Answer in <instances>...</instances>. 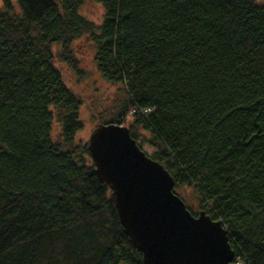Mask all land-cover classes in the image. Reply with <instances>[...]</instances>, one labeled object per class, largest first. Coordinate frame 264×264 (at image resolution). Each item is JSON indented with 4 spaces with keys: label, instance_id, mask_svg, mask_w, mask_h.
<instances>
[{
    "label": "trees",
    "instance_id": "1",
    "mask_svg": "<svg viewBox=\"0 0 264 264\" xmlns=\"http://www.w3.org/2000/svg\"><path fill=\"white\" fill-rule=\"evenodd\" d=\"M94 1L100 25L84 0L0 8V264H144L77 139L82 98L56 64L80 73L83 36L125 87L131 136L222 220L233 264H264V0Z\"/></svg>",
    "mask_w": 264,
    "mask_h": 264
},
{
    "label": "water",
    "instance_id": "2",
    "mask_svg": "<svg viewBox=\"0 0 264 264\" xmlns=\"http://www.w3.org/2000/svg\"><path fill=\"white\" fill-rule=\"evenodd\" d=\"M87 148L144 264H233L222 220L203 209L193 214L174 190L170 171L138 145L128 126L98 122Z\"/></svg>",
    "mask_w": 264,
    "mask_h": 264
},
{
    "label": "rangeland",
    "instance_id": "3",
    "mask_svg": "<svg viewBox=\"0 0 264 264\" xmlns=\"http://www.w3.org/2000/svg\"><path fill=\"white\" fill-rule=\"evenodd\" d=\"M11 2L17 7V0H11ZM3 3L4 0H0V8ZM80 12L95 24L100 25L102 23L104 10L100 3L94 0H84L80 6ZM72 50L79 62L80 73L59 60L56 61V64L62 72L66 85L82 98L80 116L84 122V127L78 133L77 139L88 143L90 132L98 122L113 120L115 123L119 122L129 126L130 116L125 117L124 121L120 118V113L128 98L125 87L120 83L109 82L101 75L95 62L96 46L94 43L83 36L75 40L72 44ZM59 128V124L55 123V138L58 137ZM138 131L142 136H148L146 131L141 129ZM137 143H141L140 138ZM141 145L142 149L151 155L154 147L145 141ZM175 191L182 197L193 214L202 210L194 188L188 185H180L175 188Z\"/></svg>",
    "mask_w": 264,
    "mask_h": 264
}]
</instances>
